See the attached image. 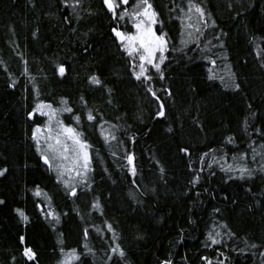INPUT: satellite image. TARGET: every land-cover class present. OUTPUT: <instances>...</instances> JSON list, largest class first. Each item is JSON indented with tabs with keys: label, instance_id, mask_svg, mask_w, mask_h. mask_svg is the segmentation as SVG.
Instances as JSON below:
<instances>
[{
	"label": "trees",
	"instance_id": "obj_1",
	"mask_svg": "<svg viewBox=\"0 0 264 264\" xmlns=\"http://www.w3.org/2000/svg\"><path fill=\"white\" fill-rule=\"evenodd\" d=\"M41 105L92 126L84 174ZM0 264H264V0H0Z\"/></svg>",
	"mask_w": 264,
	"mask_h": 264
},
{
	"label": "rangeland",
	"instance_id": "obj_2",
	"mask_svg": "<svg viewBox=\"0 0 264 264\" xmlns=\"http://www.w3.org/2000/svg\"><path fill=\"white\" fill-rule=\"evenodd\" d=\"M108 9L117 6L123 9L127 0H104ZM141 5L134 6L135 15L127 21V31L120 40L126 49L132 66H138L136 75L146 70V64H155L156 57L164 48V39L155 32L156 15L151 8ZM121 5V6H120ZM55 62L53 63V66ZM134 70V69H133ZM40 110L47 115V120L42 126L34 130V138L39 141L47 151L58 169L82 171L84 174L91 169L87 166L89 161L88 142L93 138L92 126L82 117H76V122L71 125V114L62 113L49 105H41ZM61 116V117H60ZM90 165V164H89ZM82 219V217H81ZM80 219V220H81ZM86 221V220H84ZM29 255V250L25 251Z\"/></svg>",
	"mask_w": 264,
	"mask_h": 264
},
{
	"label": "water",
	"instance_id": "obj_3",
	"mask_svg": "<svg viewBox=\"0 0 264 264\" xmlns=\"http://www.w3.org/2000/svg\"><path fill=\"white\" fill-rule=\"evenodd\" d=\"M118 35H119V33H118L116 30H115V31H113V36H114V37H116V38H117V37H118Z\"/></svg>",
	"mask_w": 264,
	"mask_h": 264
}]
</instances>
